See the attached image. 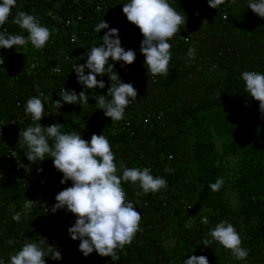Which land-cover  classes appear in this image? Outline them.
<instances>
[{"label": "trees", "instance_id": "trees-1", "mask_svg": "<svg viewBox=\"0 0 264 264\" xmlns=\"http://www.w3.org/2000/svg\"><path fill=\"white\" fill-rule=\"evenodd\" d=\"M128 2L16 0L0 26V32L27 37L12 23L24 11L50 31L42 49L30 43L0 49V260L10 264L25 241L39 244L42 237L62 257L46 256L45 264H183L192 255L206 256L209 264H264V119L241 78L244 71L264 74V19L247 8L248 0H225L217 9L209 8L207 0H168L186 16V24L169 40L168 76H153L139 51L143 37L122 13ZM102 20L109 29L97 33L95 25ZM111 28L118 29L121 46L133 50L136 59L124 67L111 59L109 63L122 82L137 90L124 118L113 122L94 99H111L107 65L103 76H97L103 89H84L74 71ZM189 48L195 49L193 59L187 56ZM63 88L77 94L84 90L88 104L52 107ZM41 94L42 126L59 123L62 133L76 131L89 141L93 134H103L118 175L123 161L128 168H149L167 182L166 188L141 196H136L138 183L122 182L141 220L131 244L116 250L118 260L95 252L83 256L79 240L68 235L75 217L66 209L55 214L46 210L71 181L60 183L62 174L48 156L29 162L26 145L18 143L19 132L33 124L24 106ZM217 178L224 183L213 192L209 185ZM28 201L33 205L26 206ZM15 212L21 213L19 222L12 219ZM221 221L231 223L240 235L246 259L237 260L216 242L204 247L202 241L210 239L207 234Z\"/></svg>", "mask_w": 264, "mask_h": 264}, {"label": "clouds", "instance_id": "clouds-1", "mask_svg": "<svg viewBox=\"0 0 264 264\" xmlns=\"http://www.w3.org/2000/svg\"><path fill=\"white\" fill-rule=\"evenodd\" d=\"M208 7L217 9L225 3V0H207ZM235 4L236 0H231ZM16 0H0V26H3ZM247 8L256 16L264 19V0H248ZM122 13L127 21L139 29L143 39L139 51L144 57V65L147 72L153 76H168L169 62L171 59L169 40L180 32L181 26L186 24V16L181 15L168 0H129L122 7ZM199 13H197L198 15ZM206 22V21H204ZM21 30L27 33V37L21 34H9L7 29L0 32V49H13L15 46L31 44L35 49H42L50 38V31L42 26L37 17L24 11H18L12 20ZM109 29V24L104 20L95 25V31ZM189 59L195 57V49L187 51ZM83 58V57H82ZM81 58V59H82ZM112 62H121V66L131 65L136 59V53L121 46L118 29L111 28L105 31L102 43L92 47L87 54L86 63L75 65L74 71L77 82L84 89H103L105 84L97 80V76H103L106 70L112 83L107 89L106 95L94 97L96 106L102 110L105 117L111 122L124 118V112L130 99H136L137 90L131 83L122 82L118 74L113 71ZM4 59L0 58V65ZM85 69L88 74L85 75ZM56 71H60L59 68ZM241 78L245 83V91L250 94L252 100L258 102L261 119H264V74L255 71H244ZM40 96L28 99L24 112L30 116L33 124L19 132L18 143L26 145L25 156L31 163L42 162L45 156L50 157L55 170L62 174L60 183L63 185L71 181V187H67L55 196V204L51 212L66 209L75 217V222L68 229L71 240H79L78 250L87 257L95 252L100 257H109L118 260L117 249H123L131 244L135 234L140 230L141 215L132 202L127 200L122 182L137 184L141 189L136 196L148 193H156L167 187V182L161 177L150 174L149 168H128L123 161L120 162L118 175L117 164L111 150L109 140L103 135L93 134L89 140L81 137L80 133L71 131L62 133V125L53 123L48 127L41 125L44 118V104ZM88 95L82 90L75 91L62 89L59 99L52 103V107L60 109L64 104L76 105L78 102L88 104ZM49 141H52L50 144ZM42 171V169H38ZM170 172L171 169H165ZM224 181L217 178L215 183L209 185L213 192L219 191ZM31 202V201H30ZM12 219L21 220V213L15 212ZM207 221L205 220V223ZM202 243L208 248L213 242L218 243L237 260H244L248 256V250L241 247V237L234 226L226 221L219 222L207 234ZM40 243L24 242L23 246L10 257V264H45L46 256L52 260H60L61 252L46 243L45 238L40 237ZM9 244L13 241L9 240ZM44 245L45 247H42ZM0 264H4L0 260ZM183 264H209L204 255H192L183 261Z\"/></svg>", "mask_w": 264, "mask_h": 264}, {"label": "built area", "instance_id": "built-area-1", "mask_svg": "<svg viewBox=\"0 0 264 264\" xmlns=\"http://www.w3.org/2000/svg\"><path fill=\"white\" fill-rule=\"evenodd\" d=\"M66 24H68V22ZM54 71H56V69ZM13 155H15V154L13 153ZM38 197L40 198L41 196L38 194ZM25 205L29 207L30 205H33V203L28 201V202L25 203ZM46 210H49L51 212L50 207H47Z\"/></svg>", "mask_w": 264, "mask_h": 264}, {"label": "water", "instance_id": "water-1", "mask_svg": "<svg viewBox=\"0 0 264 264\" xmlns=\"http://www.w3.org/2000/svg\"><path fill=\"white\" fill-rule=\"evenodd\" d=\"M54 204H55V203H54ZM54 204H52V205L50 206L51 209H52V207H53Z\"/></svg>", "mask_w": 264, "mask_h": 264}, {"label": "rangeland", "instance_id": "rangeland-1", "mask_svg": "<svg viewBox=\"0 0 264 264\" xmlns=\"http://www.w3.org/2000/svg\"><path fill=\"white\" fill-rule=\"evenodd\" d=\"M51 206V205H50ZM50 206H48V207H50ZM51 209V208H50ZM48 212H50L49 210H48ZM51 213V212H50Z\"/></svg>", "mask_w": 264, "mask_h": 264}]
</instances>
